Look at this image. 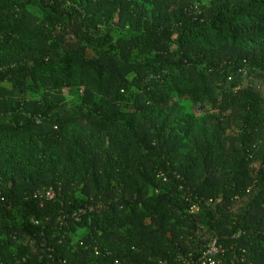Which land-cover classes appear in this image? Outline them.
Returning a JSON list of instances; mask_svg holds the SVG:
<instances>
[{
	"label": "trees",
	"instance_id": "trees-1",
	"mask_svg": "<svg viewBox=\"0 0 264 264\" xmlns=\"http://www.w3.org/2000/svg\"><path fill=\"white\" fill-rule=\"evenodd\" d=\"M212 242L264 264V0H0V264Z\"/></svg>",
	"mask_w": 264,
	"mask_h": 264
},
{
	"label": "built area",
	"instance_id": "built-area-1",
	"mask_svg": "<svg viewBox=\"0 0 264 264\" xmlns=\"http://www.w3.org/2000/svg\"><path fill=\"white\" fill-rule=\"evenodd\" d=\"M48 197H51V193L47 194ZM191 212H197L198 206L193 204L190 207ZM220 253V247L216 244V242H212L205 253L203 254V264H217V262L214 260V257Z\"/></svg>",
	"mask_w": 264,
	"mask_h": 264
},
{
	"label": "rangeland",
	"instance_id": "rangeland-1",
	"mask_svg": "<svg viewBox=\"0 0 264 264\" xmlns=\"http://www.w3.org/2000/svg\"><path fill=\"white\" fill-rule=\"evenodd\" d=\"M3 87L5 89H9L10 85L9 84H5V85H3ZM78 235L81 236L82 235V231H78Z\"/></svg>",
	"mask_w": 264,
	"mask_h": 264
}]
</instances>
